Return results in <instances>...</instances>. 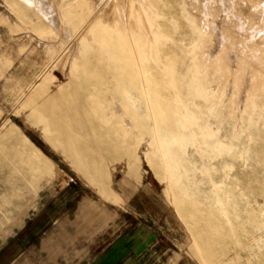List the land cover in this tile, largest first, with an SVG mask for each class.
Listing matches in <instances>:
<instances>
[{
	"label": "rangeland",
	"instance_id": "1",
	"mask_svg": "<svg viewBox=\"0 0 264 264\" xmlns=\"http://www.w3.org/2000/svg\"><path fill=\"white\" fill-rule=\"evenodd\" d=\"M100 5L0 0L1 216L148 184L182 264H264V0Z\"/></svg>",
	"mask_w": 264,
	"mask_h": 264
},
{
	"label": "crops",
	"instance_id": "2",
	"mask_svg": "<svg viewBox=\"0 0 264 264\" xmlns=\"http://www.w3.org/2000/svg\"><path fill=\"white\" fill-rule=\"evenodd\" d=\"M71 180L40 190L25 215L0 213V264H182L166 218L145 204L151 185L118 183V199L102 203Z\"/></svg>",
	"mask_w": 264,
	"mask_h": 264
},
{
	"label": "bare ground",
	"instance_id": "3",
	"mask_svg": "<svg viewBox=\"0 0 264 264\" xmlns=\"http://www.w3.org/2000/svg\"><path fill=\"white\" fill-rule=\"evenodd\" d=\"M92 1V0H91ZM98 0H94V4L97 2ZM100 1V0H99ZM91 5V4H90ZM110 6V0H101V5L98 8V13L100 15H102V17H104L105 21H111V17L110 14L108 12L109 11V7ZM96 10V9H95ZM99 15V16H100ZM124 23V22H123ZM125 25V24H124ZM118 29V28H117ZM121 30V29H120Z\"/></svg>",
	"mask_w": 264,
	"mask_h": 264
}]
</instances>
